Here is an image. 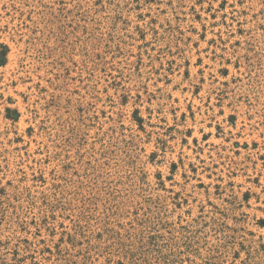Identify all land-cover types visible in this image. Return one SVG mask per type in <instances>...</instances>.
Segmentation results:
<instances>
[{
  "label": "rangeland",
  "instance_id": "obj_1",
  "mask_svg": "<svg viewBox=\"0 0 264 264\" xmlns=\"http://www.w3.org/2000/svg\"><path fill=\"white\" fill-rule=\"evenodd\" d=\"M0 264H264V0H0Z\"/></svg>",
  "mask_w": 264,
  "mask_h": 264
}]
</instances>
